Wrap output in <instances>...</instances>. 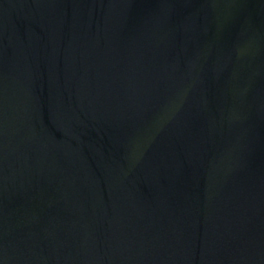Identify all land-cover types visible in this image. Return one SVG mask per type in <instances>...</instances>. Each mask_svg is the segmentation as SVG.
Wrapping results in <instances>:
<instances>
[{
  "label": "water",
  "instance_id": "water-1",
  "mask_svg": "<svg viewBox=\"0 0 264 264\" xmlns=\"http://www.w3.org/2000/svg\"><path fill=\"white\" fill-rule=\"evenodd\" d=\"M0 264H264V0H0Z\"/></svg>",
  "mask_w": 264,
  "mask_h": 264
}]
</instances>
